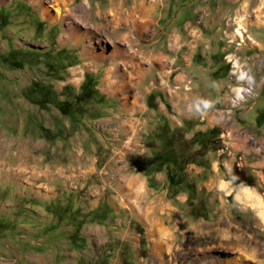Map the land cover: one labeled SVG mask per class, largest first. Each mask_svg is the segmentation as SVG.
Returning <instances> with one entry per match:
<instances>
[{
	"label": "rangeland",
	"instance_id": "374dc122",
	"mask_svg": "<svg viewBox=\"0 0 264 264\" xmlns=\"http://www.w3.org/2000/svg\"><path fill=\"white\" fill-rule=\"evenodd\" d=\"M149 2L147 28L139 40L131 35L127 39L120 37L126 28L107 12L108 0H0V215L5 214L0 224V264H55L46 261L50 257L44 262L41 255H36V244L17 243L10 235H14L18 224L19 233L33 238L34 235L22 228L34 232L47 220L44 213L61 210L51 201H43L41 191L55 194L53 202L60 200L65 204L63 198H66V204H72V209L81 204L80 213L84 214L98 201L122 202L119 197L125 193V178L133 175L143 179L139 170L147 156L140 150L145 144L142 135L153 127L159 115L145 108L144 95L150 90L162 94L156 86L174 70H222L226 76L217 81V91L222 88L227 92L229 102L227 106L216 102L214 109L224 112L231 109L236 113L247 110L255 101L264 103V0ZM109 18L114 21L109 23ZM239 24L246 28L244 40L237 33ZM117 47L121 52H115ZM241 71L255 80L249 83L241 78ZM107 76L116 82L113 88H122L125 82L128 86L121 91L113 90L104 83ZM185 83L181 89L189 93L190 100L197 96L204 99L212 93L191 90L190 82ZM95 86L106 97L100 96ZM239 88H242L241 95H238ZM124 100L137 106L136 111L126 110ZM101 104L110 108L106 114L101 111ZM139 106L143 110L139 111ZM131 116L137 131L131 140L134 149L130 154L116 155L124 140L120 120ZM241 116L245 121L250 120L249 115ZM164 132L180 137L175 129L164 128ZM186 144L184 140L178 143L181 147ZM236 158L239 165L240 155ZM236 170L241 171L242 180L237 182L249 183L243 170L234 169L233 179ZM259 189L264 196V188ZM62 190L69 192L61 193ZM146 191L150 196H165L162 186ZM48 194L46 198L51 197ZM216 196L218 193L214 192L211 199ZM129 203L116 206L119 218L110 228H116L118 236L125 227L132 234L135 257L146 256V249L139 247L143 240L138 233L144 226L135 214L136 204ZM218 204L215 202L214 208ZM183 205L182 201L177 202L176 208L181 211L174 217L184 220L185 242L195 247L212 244L210 252L196 250V257L210 253L217 263L232 257L235 252L226 249L214 235L218 224L190 219ZM226 206L231 208L230 217L226 219L218 211L216 222L231 229L243 228L245 234L250 232L249 239L258 243L257 255L264 262L263 229L247 211L230 207L228 202ZM11 209L28 214L17 216ZM25 209L27 213L23 212ZM123 213L130 216V224L123 220ZM70 217L71 214L67 216ZM150 219L146 216V226ZM91 226L104 229L109 225H85ZM205 227H210L206 233L210 236L200 235ZM62 230H67L66 226ZM89 240L91 248L87 251L99 247L90 237ZM62 248L65 260L59 264H74L78 251L66 244ZM135 257L125 242L120 259L135 264ZM163 258L171 262L169 254Z\"/></svg>",
	"mask_w": 264,
	"mask_h": 264
},
{
	"label": "crops",
	"instance_id": "0c3cea01",
	"mask_svg": "<svg viewBox=\"0 0 264 264\" xmlns=\"http://www.w3.org/2000/svg\"><path fill=\"white\" fill-rule=\"evenodd\" d=\"M149 3V0H131L128 4L124 0H108L107 12L115 17L116 23L122 22L126 28L125 34L120 33V37L127 39L126 36L131 35L133 39L141 40L147 28ZM113 21L114 18H109L108 22ZM102 24L105 25V23ZM115 52L121 51L117 47ZM211 63L214 65L212 59ZM113 70H119V68ZM222 72V70H174L172 74H168L167 79L160 84L161 86H156V89L163 92L162 94L150 90L144 95L145 108H150L159 115L153 127L142 135L145 144L140 150L146 153L144 156H147L145 164L139 170L143 179L133 175L124 179L125 193L119 197L122 202L98 201L91 211L83 214L80 213L83 208L81 204L75 205L72 209V204H66V198H63L65 204H62L60 200L53 202L55 194L51 196L48 194L49 191H41L43 201H51L55 207L67 211L68 215L71 214V217L67 218L66 213H59L61 210L59 212L48 210V214H43L47 220L43 221L34 232L28 228H22L29 235H34L33 238L19 233L17 224L14 235L10 233L13 241L36 244V255H41L44 262L47 257H50L46 260L50 263L63 262L65 255L62 254L61 249L66 244L70 249L78 251L73 259L76 264H129L126 260L120 259V254L122 245L127 242L129 250L135 257L130 239L132 234L129 231L126 232L124 227L122 234L117 236L116 228H110V225L119 218L116 206L130 202V206L133 203L136 204L135 214L139 215L137 217L144 226V230L138 233L142 235L140 239L145 241V244L142 242L143 244H139V247H143L147 252L146 256L135 257V264H264L260 262L257 255L258 243L249 239L250 232L245 234L243 228L231 229L216 222L218 211L223 213L226 219L230 217L231 208L226 206L228 202L230 207L247 211V214L253 216L259 228L264 231V196L259 189V187L264 188V103L257 99L258 101L253 102L250 108L236 113L231 109H225V112L223 109H214L216 102L226 106L229 102L227 92H224L222 88L219 92L217 91L219 87L217 81L226 76ZM252 80H255L254 77ZM186 81L190 82L191 90H209L212 93L208 97L204 96V99L197 96L194 100H190L187 98L189 93L181 89ZM104 83L118 91L128 86L125 82L122 88H113L116 82L111 81L109 77L105 78ZM95 88L100 96L106 97L97 86ZM157 99L169 113L163 111ZM122 104L129 112L131 109L132 112L136 111L137 106L132 105L131 102L124 100ZM142 108L143 106H139L138 110L141 111ZM100 109L106 114L110 108L101 104ZM98 115L97 118H99ZM241 115L243 117L249 115L250 120L245 121ZM120 122L124 140L115 153L124 156L134 149L131 140L136 137V121L131 116L121 119ZM164 128L175 129L180 137L174 138L170 134H165ZM183 140L187 142L185 147L178 145ZM237 155H240L239 165H236ZM234 169L243 170L249 183L235 181L232 177ZM53 185L55 187V184ZM103 185L106 184L103 183ZM39 186L45 187L43 184ZM161 186L165 189V196H150L146 191L147 188L154 191ZM66 192L69 190L61 191V193ZM214 192H217L218 196L211 199ZM46 194L51 197L46 198ZM179 201L184 203V210H182L190 219L218 224L214 227V235L219 237L217 239H221L226 249L235 252L232 257L218 263L212 260L210 253L196 257L194 254L196 250L210 252L212 244H199L195 247L185 242L187 228L182 226L184 220L174 217L181 211L178 207L176 208ZM215 202L219 204L214 208ZM23 207L27 206L23 205ZM30 208L32 209L29 206L28 209ZM23 212H26V209ZM13 213L17 216L28 214L27 212V214H20L21 211ZM123 214V220H128L130 224L128 219L130 216H127V213ZM4 215H0V224L4 222ZM146 216L161 221L162 226L167 230L166 235L160 237L157 232L148 231L144 221ZM172 218L174 220H171ZM88 223L102 227L106 224L109 226H105L104 229L95 226L85 227ZM63 226H66L67 230H62ZM127 226L129 229V225ZM209 230L210 227H205L200 230V235L204 233L205 236H210L206 234ZM234 236H240V238H233ZM89 237L94 243L100 244L99 247L92 245L94 246L91 249L92 253L87 251V248H91L87 242L90 241ZM156 238L162 240L160 251L154 249L153 241ZM75 245L78 247H74ZM107 247L112 248V251ZM165 254L171 256V262L163 258Z\"/></svg>",
	"mask_w": 264,
	"mask_h": 264
},
{
	"label": "bare ground",
	"instance_id": "6f19581e",
	"mask_svg": "<svg viewBox=\"0 0 264 264\" xmlns=\"http://www.w3.org/2000/svg\"><path fill=\"white\" fill-rule=\"evenodd\" d=\"M56 2V1H55ZM52 3V2H51ZM241 22V21H240ZM239 22V23H240ZM237 29V33L239 36L242 37V40L245 39V32H246V28L244 26V24H239V26L236 28ZM72 32L74 33V29H72ZM241 78H246L249 83H252V76L251 75H248L246 74L245 72L241 71V75H240ZM108 78V77H106ZM242 94V88H239L238 89V95H241ZM149 216V215H148ZM151 221L148 222L147 221V230L148 231H155L158 233V235L161 237L162 235H166L167 233V230L164 229V227L162 226L161 224V221H158L154 218H151L150 219ZM163 222V221H162ZM170 230V229H169ZM169 233V232H168ZM171 234V233H170ZM168 235V234H167ZM164 238V237H163ZM164 240V239H163ZM154 249H157V251H160L161 250V247H162V240L161 238H156L154 239Z\"/></svg>",
	"mask_w": 264,
	"mask_h": 264
},
{
	"label": "trees",
	"instance_id": "16d2710c",
	"mask_svg": "<svg viewBox=\"0 0 264 264\" xmlns=\"http://www.w3.org/2000/svg\"><path fill=\"white\" fill-rule=\"evenodd\" d=\"M240 175H241V171H237V170H236V171L234 172V180H236V181H242ZM243 183H247L246 180H244Z\"/></svg>",
	"mask_w": 264,
	"mask_h": 264
}]
</instances>
